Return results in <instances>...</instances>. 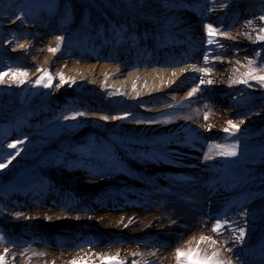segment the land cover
I'll return each instance as SVG.
<instances>
[{"label": "bare ground", "instance_id": "6f19581e", "mask_svg": "<svg viewBox=\"0 0 264 264\" xmlns=\"http://www.w3.org/2000/svg\"><path fill=\"white\" fill-rule=\"evenodd\" d=\"M16 6V0H0V73L1 62L13 61L27 83L42 68L51 84L28 102L41 115L0 127V140L29 136L42 142L35 135L38 124L69 108L84 118L85 131L50 141L47 158L15 159L0 168V183L9 184L0 192L13 202L0 200V221L9 227L0 225V232L18 243L36 238L38 251L32 259L7 246L0 250L5 264H99L116 253L124 264H176V249L200 235L217 241L221 258L252 264L247 255L264 237V174L250 176L245 162L254 160L240 153L264 139V87L246 76L249 61L264 56V41L256 39L264 27V0H95L89 16L70 24L85 32L84 53L63 56L49 51L59 33L55 18L20 23L11 11ZM206 25L215 30L212 43ZM193 88L198 90L189 96ZM61 94L53 107L45 106ZM130 112L150 122H137ZM227 120L239 128L223 131ZM111 132L134 170L127 188L79 171L69 174L54 158L76 142L101 141ZM216 144H235L237 155L215 154L209 146ZM201 151L213 158H196ZM22 165L34 167L32 177L10 179ZM207 180L219 184L211 187V197L203 187ZM156 194L162 198L156 210L142 211ZM109 197L114 210L106 212L101 208ZM51 202L59 208L47 209ZM214 211L217 218L204 221ZM217 220L225 225L221 234L211 231ZM240 228L245 236L237 241Z\"/></svg>", "mask_w": 264, "mask_h": 264}, {"label": "rangeland", "instance_id": "374dc122", "mask_svg": "<svg viewBox=\"0 0 264 264\" xmlns=\"http://www.w3.org/2000/svg\"><path fill=\"white\" fill-rule=\"evenodd\" d=\"M93 1L95 0H16L17 6L12 8L11 11H13L15 14V19L20 23L33 21L42 16L55 18V25H57V28L59 26V33L56 34L55 37H60L61 39L56 42L55 48L57 51L54 53L61 56L69 53L81 55L84 53L86 48L83 43V40L85 39L83 34L85 32L81 31L80 28H72L70 24L73 23L78 16L83 18L89 16L91 13L90 3ZM96 1L102 2L104 0ZM103 14L104 17L109 18V14H107V12ZM262 14L264 15V10ZM17 17H19V19H17ZM86 34H88V32ZM0 60H3V58L0 57ZM1 63H3L1 73H4V75L0 79V127H11L13 123L17 121V118H31L35 115H41L40 112L36 113L35 105L28 102L33 99V97H37L38 93L47 91L51 84V80L49 81L50 75L48 72L42 68H35L34 71H36V75L34 74V77L30 76L29 83H27L26 77L12 75V73H19L18 69L20 68L17 64H15L13 61ZM253 67L256 69V75H264V71H260V69H264V56L258 58L253 64ZM40 78H43L42 82L39 84L36 83V81ZM44 83H49V86L44 87ZM258 93L263 94L261 92ZM60 98H63V94L56 97L55 100L48 102V104L45 106L53 107L56 104L57 99L59 100ZM54 114V116L47 118V120H43L37 126L35 135L37 138L41 139L42 142L32 139L29 136L11 139L14 137L12 136L0 140V164L6 165L3 168H6L11 163H14L15 159L35 162L39 158H47L52 153L51 150L46 149V145L50 141L60 138L63 135L79 134L85 131V123L83 122L84 118L77 115L73 109L69 108L61 110L60 112H55ZM127 115L133 117V119L135 117L137 122H150L146 119L142 120V118H139V116H136L131 112ZM262 134H264V131L259 133V137ZM255 136V138L258 137L257 133ZM118 138L119 137L115 132H111L103 137L101 141L90 139L76 142L67 148L66 152L61 154L60 157L57 156L54 158L60 163H63L61 166H63V168L69 174L79 171L80 174L85 173L89 175V177L93 180L107 179L109 181L116 182L118 187H121V189L125 187L127 188L128 183L133 181L130 176L131 173H134V170L129 164L128 160L124 158V154L119 148V146L123 144L121 141L118 142ZM21 141L22 143H20ZM116 143L118 144L116 145ZM9 144H16V148H8ZM130 146H136L137 148L134 149H140L138 147L139 145L137 146V144ZM245 147L247 148L245 145L243 150ZM213 149L215 151L214 153L216 154V149ZM240 149L242 148H239V150ZM247 150V153L245 152L243 156V152L240 153V158H253L254 161L248 160L245 162V164H247L249 167H252L249 170L250 176H261L264 174V139L263 141H260L256 144H252V146H248ZM144 151L146 152V150ZM180 151L186 154L188 153V150L184 151L181 149ZM205 153L206 152L201 151L200 155L196 158H202L206 156ZM184 155L185 154H183L181 158H188ZM208 156L210 157V154H208ZM150 157L154 158L153 156ZM181 158H178V160H181ZM210 158L213 157L211 156ZM167 159L173 163L179 162L176 158ZM33 170V166H19L14 170L13 173L10 174V179L24 182L23 180L27 179L28 177H32V173L35 171ZM208 181L209 180H207L206 183H208ZM6 184L9 185L6 181H4V183H0V188L1 185ZM147 188L148 190H155L157 186L147 184ZM5 191L8 192V194H11L9 187ZM4 195L6 194L0 192V200L4 203L8 202L10 205L13 204V202L10 200L12 196L10 199H5ZM127 195V193L122 191L123 197H127ZM111 198L112 197L106 198V203L102 205L103 207L101 206L103 211L109 212L114 210L113 204L115 203L110 201ZM157 200H159V202L162 200V198L160 199V195L157 194L152 200H146V202L143 204V207L141 208L143 209L142 211H155L156 205L154 204L157 202ZM250 202H252V200ZM2 204L0 202V206H2ZM58 206L59 205L56 202H51L50 204L46 205L47 209L50 210L57 209L59 208ZM32 207H34L36 210L41 208L40 205H34ZM0 225L2 226V229H7L8 227L1 221ZM12 239L14 238L10 237L7 233L0 232V250L6 248L7 246H14L15 249L20 251V254L23 256L27 255L32 259H36L38 257L36 238L21 241L20 243L15 242L16 240L14 239L13 241ZM161 242L163 241L161 240ZM256 244L257 242L253 245ZM85 247L86 246H83V248ZM250 248H252V246ZM99 264H108V262L104 261L100 262Z\"/></svg>", "mask_w": 264, "mask_h": 264}, {"label": "snow or ice", "instance_id": "6c2138e0", "mask_svg": "<svg viewBox=\"0 0 264 264\" xmlns=\"http://www.w3.org/2000/svg\"><path fill=\"white\" fill-rule=\"evenodd\" d=\"M19 19V17H17ZM262 22H264V16H261L259 18ZM208 32L209 36V43H212V35L213 32L215 31L211 25H206L205 26ZM260 33L257 35L256 39L258 41H264V27L260 28ZM61 38L57 37V41H59ZM23 47V45H21ZM49 51L51 52H56V48H50ZM205 62H207V57H205ZM254 62L249 61L248 66L250 71L246 74V76L251 79L255 80L258 83L261 84L262 87H264V75H256V69L253 67ZM199 71H204V69H199ZM260 71H264V69H260ZM0 75H4V73H0ZM12 75L16 76H24L26 73L19 72V73H12ZM61 81H63V75H60ZM43 78H40L36 81V83H41ZM51 80V77H49V81ZM23 82V81H21ZM205 81L201 80V83H204ZM233 83L237 81H232ZM247 83L248 80L245 79L243 81ZM207 83H212V81H207ZM49 83H44V87H48ZM198 89L193 88L191 92H189V96H191L194 92H196ZM82 115V113H81ZM119 117H113V119H117ZM102 119H107V117H102ZM205 119H207V115L205 116ZM228 127L224 128L223 131L228 132L230 129L235 131L239 128L238 124H234L232 120H227L226 121ZM240 123H243V121H240ZM22 143V141L20 142ZM211 148L218 149L219 155L222 156H227V157H233L237 155L236 152V145H210ZM8 148L13 149L16 148V144H9ZM209 156H206L205 159H209ZM6 165L0 164V168L5 167ZM133 220L130 218L129 223H132ZM127 227V225H125ZM225 225L220 221L217 220L215 224L212 226L211 231L216 234H221L222 231L224 230ZM239 235L235 237L237 241H242L244 236H245V230L243 228L238 229ZM193 243L195 244V247H192ZM201 244H206L207 248H201ZM217 244V241L215 239H212V237L207 236V235H200L198 239L193 238V240L188 241L187 245L184 248H177L175 251V261L176 264H232L231 260H225L221 258L219 250L215 247ZM211 248L212 251H208L207 249ZM230 250V249H229ZM8 249H5V253H7ZM39 255H44V253H39ZM133 255H139V253H133ZM103 260L107 261L108 264H124V261L119 259V253H116L114 256H104L102 258ZM0 264H5V257L4 255H0ZM70 264H77L76 260H73L70 262ZM133 264H136L134 261ZM147 264V262H145Z\"/></svg>", "mask_w": 264, "mask_h": 264}]
</instances>
